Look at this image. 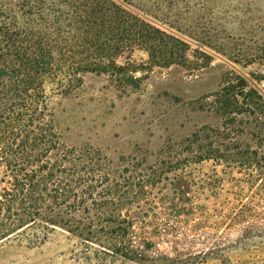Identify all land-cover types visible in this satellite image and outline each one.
I'll return each mask as SVG.
<instances>
[{
  "label": "trees",
  "instance_id": "1",
  "mask_svg": "<svg viewBox=\"0 0 264 264\" xmlns=\"http://www.w3.org/2000/svg\"><path fill=\"white\" fill-rule=\"evenodd\" d=\"M121 1L0 0V244L26 234L30 244L40 243L59 228L120 250V237L133 231L132 213L144 224L134 211L172 172L214 162L260 172L256 178L264 182V75L237 69L198 100L199 110L221 119L219 127L203 126L158 153L118 161L66 145L58 102L74 96L88 76L139 89L152 67L132 58L119 63L137 48L164 68L190 62L187 40ZM233 51L216 49L230 58ZM236 54L240 64L264 63V44L257 55L243 48Z\"/></svg>",
  "mask_w": 264,
  "mask_h": 264
},
{
  "label": "rangeland",
  "instance_id": "2",
  "mask_svg": "<svg viewBox=\"0 0 264 264\" xmlns=\"http://www.w3.org/2000/svg\"><path fill=\"white\" fill-rule=\"evenodd\" d=\"M122 1L187 40L193 63L164 68L137 48L119 63L132 58L152 67L139 89L90 75L74 96L58 102L66 145L92 147L114 161L140 152L155 154L203 126L219 127L221 119L199 110L198 100L218 91L234 69L246 77L264 75V63L236 62L239 49L257 55L264 44L263 0ZM218 48L238 50L230 58ZM202 62L207 64L194 66ZM260 89L264 92V82ZM259 173L214 162L191 165L152 188L150 201L134 211L144 224L132 213L133 231L120 237V250L58 228L40 243L30 244L26 234L0 244V264H264V182L256 178ZM128 248L136 253L128 254Z\"/></svg>",
  "mask_w": 264,
  "mask_h": 264
}]
</instances>
